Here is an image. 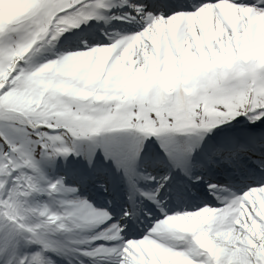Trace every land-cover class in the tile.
<instances>
[{
    "label": "snow or ice",
    "instance_id": "1",
    "mask_svg": "<svg viewBox=\"0 0 264 264\" xmlns=\"http://www.w3.org/2000/svg\"><path fill=\"white\" fill-rule=\"evenodd\" d=\"M0 264H264V0H0Z\"/></svg>",
    "mask_w": 264,
    "mask_h": 264
},
{
    "label": "bare ground",
    "instance_id": "2",
    "mask_svg": "<svg viewBox=\"0 0 264 264\" xmlns=\"http://www.w3.org/2000/svg\"><path fill=\"white\" fill-rule=\"evenodd\" d=\"M63 47H64V46L58 44V45H57V50H63ZM77 171H78V168L73 169V170H72V175L76 174ZM66 184L71 185V186H75V182H74V181H69V182H67ZM118 194H120V192H119ZM116 205L119 206V204H116ZM147 222H148V223H147ZM151 223H152L151 220H146V221H143L142 223L138 224L137 226H138V227H142V226H143V227H145V228H148V227H150ZM130 238H136V236L133 235V236H131Z\"/></svg>",
    "mask_w": 264,
    "mask_h": 264
},
{
    "label": "rangeland",
    "instance_id": "3",
    "mask_svg": "<svg viewBox=\"0 0 264 264\" xmlns=\"http://www.w3.org/2000/svg\"><path fill=\"white\" fill-rule=\"evenodd\" d=\"M49 58H51V57H49ZM41 62H43V58L41 59Z\"/></svg>",
    "mask_w": 264,
    "mask_h": 264
}]
</instances>
